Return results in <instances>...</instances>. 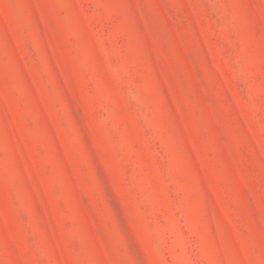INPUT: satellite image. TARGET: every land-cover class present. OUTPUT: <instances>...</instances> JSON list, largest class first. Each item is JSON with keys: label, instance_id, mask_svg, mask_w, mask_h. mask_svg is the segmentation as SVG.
<instances>
[{"label": "rangeland", "instance_id": "obj_1", "mask_svg": "<svg viewBox=\"0 0 264 264\" xmlns=\"http://www.w3.org/2000/svg\"><path fill=\"white\" fill-rule=\"evenodd\" d=\"M0 264H264V0H0Z\"/></svg>", "mask_w": 264, "mask_h": 264}]
</instances>
